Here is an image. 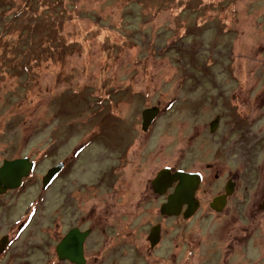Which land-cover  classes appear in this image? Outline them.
I'll use <instances>...</instances> for the list:
<instances>
[{
  "label": "rangeland",
  "instance_id": "1",
  "mask_svg": "<svg viewBox=\"0 0 264 264\" xmlns=\"http://www.w3.org/2000/svg\"><path fill=\"white\" fill-rule=\"evenodd\" d=\"M18 156L37 165L0 196V264H73L54 249L71 226L91 227L85 264H264V0H0V164ZM212 161L199 210L162 217L156 171Z\"/></svg>",
  "mask_w": 264,
  "mask_h": 264
},
{
  "label": "water",
  "instance_id": "2",
  "mask_svg": "<svg viewBox=\"0 0 264 264\" xmlns=\"http://www.w3.org/2000/svg\"><path fill=\"white\" fill-rule=\"evenodd\" d=\"M160 111L158 105H150L142 108L140 112L141 122L140 129L147 131L150 124L156 118ZM216 118L209 123L210 131L215 129ZM64 165L63 161L57 162L54 166L47 169L41 178L42 188L46 187ZM32 161L28 157H17L12 159H4L0 164V193L8 188H15L21 183V178L26 176ZM200 181L198 172H192L184 169L172 170L169 166H163L158 169L153 178L150 180L151 189L154 193L162 194L167 187L174 183V187L170 193L166 195V200L160 204V213L165 215H178L183 204L186 208L182 210L183 218L190 217L197 208V200L194 198V191ZM225 192L215 195L209 205L215 210H221L226 195L230 193L231 186L225 185ZM264 208V200L260 204ZM159 225L154 224L150 227L147 240L149 245L154 246L159 239ZM91 228L80 230L77 226L70 227L55 245V253L59 260H68L73 264H85V256L83 254V242L90 233ZM5 239H0V250L5 243Z\"/></svg>",
  "mask_w": 264,
  "mask_h": 264
},
{
  "label": "flooded vegetation",
  "instance_id": "3",
  "mask_svg": "<svg viewBox=\"0 0 264 264\" xmlns=\"http://www.w3.org/2000/svg\"><path fill=\"white\" fill-rule=\"evenodd\" d=\"M216 116H217V119H216L215 129H214L213 131H210V129H209V131H210L211 133H214L215 130L217 129L218 124H219V122H220L221 115L218 114V113H216V114L214 115V117H213L211 120H209V122H208V128H209V123H210L214 118H216ZM231 125L234 126L233 129H230V126H231ZM244 127H245V124H242L241 126L237 127V126H236V121H235V120H231L230 123H229V130H230V131H234V130L239 129V130H241V132H243V131H244ZM247 132H248V130H247ZM246 135H247V134L244 132L243 136H246ZM242 141H243V140H242ZM18 157H23V156H18ZM26 157H28V156H26ZM14 158H17V157H14ZM4 159H12V158H3L2 161H3ZM28 159H29L30 161H32V167H31L30 170L28 171L27 175L21 178V183H20V185H18V186L15 187V188H8V189H6L4 192L0 193V196H3V195H5L6 193H9V192L18 191V189L21 188V186H23V184L25 183V181L27 180V178H30L32 175H34V170H35V168H36L37 162H36V160L30 159L29 157H28ZM2 161H1V163H2ZM55 164H56V163H55ZM55 164L51 165L50 167L54 166ZM166 166H167V165H166ZM50 167H48L47 169H49ZM63 167H64V165L62 166V168H63ZM169 167H170V166H169ZM215 167H216V163H215L214 161H212V162H206V163H204V164L202 163V166H198V167H196V165H195V167H192L191 169H184V170H188V171H192V172H198L199 175H200V181H199V183H198L197 188H196L195 191H194V198L197 200V204H198V205H197V208L195 209V211L193 212V214H192L191 216H193L194 213H196V212L199 210V208H200L201 205H202V202H204L202 196L200 195L199 187L205 182L206 179H210V180L213 181L212 176H211L210 174H211V172L213 171V169H214ZM62 168H61V170L58 172V175H57L56 177L59 176V174H60L61 171H62ZM161 168H162V167H161ZM170 168H171V167H170ZM47 169L45 170V172H44L43 174L40 175V178H39L40 184H41V178H42V176L46 173ZM171 169H172V168H171ZM176 169H177V168H176ZM180 169H182V168H180ZM172 170H174V169H172ZM206 170L209 172V174H205V171H206ZM215 170H216V169H215ZM156 172H157V171H156ZM212 174H213V178H214L215 180L218 179V173L213 172ZM56 177H55L54 179H52V181H51L46 187L42 188V186H40V189H41L42 191H45L46 188H48L49 186H51V184L56 180ZM225 185H230V186H231V191H230V193H228V194L226 195L225 202H224V204H223L221 210H215L214 208H212V207L209 205V202L211 201V199H212L215 195H219V194H222V193L225 192V190H224V189H225ZM173 187H174V183L171 184L169 187H167V189H166V191H165L164 193H162V194L154 193L155 195H158V196H164V199L160 202V204L166 200V195L172 191ZM234 187H235V180H234V178H232V177L229 176V177H227V178L223 181V184H222V190L218 191L213 197L210 196L211 199H210L209 201H207L208 206H209V208L212 210V212H214V213H219V212H221V211L224 210V208H225V206H226V204H227V202H228V201H227V200H228V197H229V195H231V193L233 192ZM210 197H209V198H210ZM160 204H159L158 210L160 209ZM258 207L260 208L259 203H258ZM184 208H186V205H185V204L182 205V207H181V209H180L181 212H180L178 215H165V214L160 213V211H159V213H160V215H161L162 217H163V216H168V217H171V216H180V217L183 218V216H182V210H183ZM260 209L264 210V208H260ZM191 216H190V217H191ZM188 218H189V217H188ZM23 222H24V219H23V218H22L21 220L18 221L19 224L16 226V227H17V230H20V229L22 228V226H23ZM156 224L159 225V229H160V224H159V223H156ZM71 227H73V226H71ZM77 227H78V226H77ZM150 227H151V226H150ZM69 228H70V227H69ZM69 228H68V229H69ZM78 228H79V227H78ZM90 228H91V227H90ZM68 229H67V230H68ZM79 229H80V228H79ZM84 229H86V228H84ZM84 229H80V230H84ZM149 229H150V228H149ZM13 230H14V226L11 225V226L8 228L7 232H5L4 234L0 235V239L3 237V238L6 240L5 243H4V245H3V247H2V250H0L1 253L5 250L7 244H8V242H9V240H10V237H12V235H13ZM67 230H66V231H67ZM160 231H161V230H159V238H160ZM90 232H91V231H90ZM148 232H149V231H148ZM64 234H65V233H64ZM64 234H63V235H64ZM83 247H84V242H83ZM54 248H55V247H54ZM83 254H84V253H83ZM67 261H68V260H67Z\"/></svg>",
  "mask_w": 264,
  "mask_h": 264
},
{
  "label": "bare ground",
  "instance_id": "4",
  "mask_svg": "<svg viewBox=\"0 0 264 264\" xmlns=\"http://www.w3.org/2000/svg\"><path fill=\"white\" fill-rule=\"evenodd\" d=\"M263 200H264V197L261 199V201L259 202V206H260V204L263 202ZM261 208V207H260Z\"/></svg>",
  "mask_w": 264,
  "mask_h": 264
},
{
  "label": "clouds",
  "instance_id": "5",
  "mask_svg": "<svg viewBox=\"0 0 264 264\" xmlns=\"http://www.w3.org/2000/svg\"><path fill=\"white\" fill-rule=\"evenodd\" d=\"M87 236H88V235H87ZM87 236H86V237H87ZM85 239H86V238H85Z\"/></svg>",
  "mask_w": 264,
  "mask_h": 264
}]
</instances>
